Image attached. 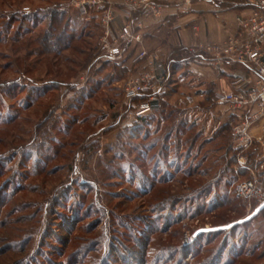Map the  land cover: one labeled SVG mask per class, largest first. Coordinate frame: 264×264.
<instances>
[{"label":"rangeland","instance_id":"rangeland-1","mask_svg":"<svg viewBox=\"0 0 264 264\" xmlns=\"http://www.w3.org/2000/svg\"><path fill=\"white\" fill-rule=\"evenodd\" d=\"M89 6L0 0V264H264V213L242 224L264 198L237 192L264 182V144L234 132L246 116L209 109L188 71L135 116L124 84L140 71L96 57ZM53 8L71 18L58 53L42 42Z\"/></svg>","mask_w":264,"mask_h":264},{"label":"crops","instance_id":"crops-1","mask_svg":"<svg viewBox=\"0 0 264 264\" xmlns=\"http://www.w3.org/2000/svg\"><path fill=\"white\" fill-rule=\"evenodd\" d=\"M88 8L98 9L100 15L105 8L114 10L115 20L108 38L111 42L119 37L121 28L127 23L139 31V42L123 46L122 60L133 72L151 69L145 60L133 63V57L141 49L156 54L163 67L173 61L169 71L176 75L175 85L180 84V73L188 71L192 86L203 87L200 94L208 102L209 109L219 116L228 115L234 119L246 116L247 121H251L248 138L264 144V103L252 100V94L263 87L255 68L227 56L216 58L197 47L210 44L222 47L232 38L238 41L237 49H242L249 33L241 20L249 19L253 12L246 0H150L149 7L136 9L129 7L127 0H105L104 4ZM262 48L264 52V42ZM184 49L188 50L189 58L185 57ZM195 52H199L201 58H195ZM221 90L233 94L241 103L225 102L221 99ZM257 128L260 132L253 135Z\"/></svg>","mask_w":264,"mask_h":264},{"label":"built area","instance_id":"built-area-1","mask_svg":"<svg viewBox=\"0 0 264 264\" xmlns=\"http://www.w3.org/2000/svg\"><path fill=\"white\" fill-rule=\"evenodd\" d=\"M253 7L252 15L247 20H241L248 29V40L242 49H237L238 41L230 39L225 46L215 45H197L204 52L215 56L216 58L227 56L234 61L253 66L259 76L263 87L257 94H252V100H261L264 103V52L262 44L264 42V0H246ZM73 5L85 12L87 6L104 4L105 0H72ZM127 5L132 9L140 7H149L150 0H127ZM115 20V12L111 8H105L100 15V23L103 26V36L98 46V52L108 58L114 59L123 54V46H128L141 40V34L135 30L131 23H127L120 30L119 37L109 41L111 35V24ZM196 29V27H195ZM203 55V54H202ZM101 56V57H102ZM145 60L150 70L140 71L130 77L124 84V97L126 100H133L138 96H147L146 99L139 102L134 110L135 116L147 115L152 111V103L157 100L158 94L163 93L168 84L169 71L159 62L156 54H150L147 50L141 49L132 61L135 64ZM221 99L225 102L241 103V100L221 90ZM251 121H245L234 127L235 134L242 133L248 137V129ZM262 179H264V159L262 160ZM239 195L249 196L251 198H264V182L257 183L255 180H247L237 186ZM264 200V199H263Z\"/></svg>","mask_w":264,"mask_h":264},{"label":"trees","instance_id":"trees-1","mask_svg":"<svg viewBox=\"0 0 264 264\" xmlns=\"http://www.w3.org/2000/svg\"><path fill=\"white\" fill-rule=\"evenodd\" d=\"M47 16L49 17V24H48L49 29L51 30L53 27L56 28L55 33H53V31L46 32L45 33L46 35L44 34V36L42 38V42L45 45V47L47 48V50H50L52 52H57V51H63V50L70 49L72 46L70 41H72L71 38H73V37L68 36V33H69L68 28H69L71 18L67 17L66 11L60 10L59 8L49 9ZM94 17H95V14L91 13L90 17L88 16V18H86V17L85 18H86V21H89V19H94ZM74 20L77 21L76 19H74ZM87 33H88V36L93 35V32H91V30H89ZM76 39L80 40V38H76ZM91 43L90 44L88 43V44L90 45V47L94 51V49H96L97 47L93 46V44H94L93 42H91ZM86 44H87V42H86ZM183 52L186 53L185 57L189 58L190 54H189L188 50L184 49ZM97 56H98V58L100 57L99 52L96 53V57ZM193 56L195 58L200 57V55H198V54H194ZM172 63H173V61H171L169 63V65ZM169 65L165 64V66H164L167 71L170 70ZM169 78H172V74L170 73V71H169ZM146 97H147L146 95L145 96H138V97L134 98L132 101L140 102L141 100L146 99ZM152 105H153L152 110L157 109L159 107V105H160L159 96H158L157 100H155L152 103ZM144 116L145 115L138 116V117L143 118ZM222 130L224 132H227V131L231 130V127L229 126V124H226L225 126L222 127ZM258 145H259V143L254 141L252 146L250 145L248 147V150L244 152V157L246 158V162L249 164L248 165L249 167H252V168L255 167L256 168L258 166V164H260L259 162L256 163V159L258 158L259 153H260L259 151H257ZM244 172L245 171H243L242 174ZM256 207H257V205L253 208V210H255ZM262 213H264V206L262 208H260V210L252 218L243 222L242 224H246V223L252 221L253 219L258 217ZM141 235H143V234H141ZM137 239H141L140 236H138ZM173 256H174L173 254H171V255L162 254L161 257L160 256L158 257V260L159 261L163 260L162 264H166L169 260H172L171 258ZM139 261H140V264H157L158 263V262H154L152 260H151V262H147L146 260H144V258H140Z\"/></svg>","mask_w":264,"mask_h":264}]
</instances>
